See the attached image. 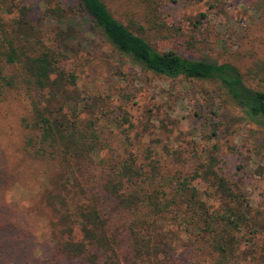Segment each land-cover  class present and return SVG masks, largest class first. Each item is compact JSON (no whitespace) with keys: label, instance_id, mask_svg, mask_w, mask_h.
I'll return each instance as SVG.
<instances>
[{"label":"rangeland","instance_id":"rangeland-1","mask_svg":"<svg viewBox=\"0 0 264 264\" xmlns=\"http://www.w3.org/2000/svg\"><path fill=\"white\" fill-rule=\"evenodd\" d=\"M102 2L114 18L158 51L229 62L247 86L264 91V2ZM21 6L29 9L27 16L43 40L67 57L59 68L74 81L64 84L60 113L71 125L95 134L91 161L80 162L77 169L82 184L97 197L100 215L125 264L151 263L129 257L131 214L102 189L106 179H113V166L122 161L138 169L141 177L154 175L159 193L164 187L159 177L186 180L207 211L222 208L214 175L225 179L240 196L237 205L243 217L234 234L240 244L228 263L264 264V119L249 118L216 81L154 73L118 52L78 0H0V19L17 17ZM54 7L60 16L49 12ZM26 109L25 99L17 94L0 99V209L28 235L24 246L2 238L0 264H11V259L12 264H90L59 254L50 241L54 234L49 224L56 216L41 194L46 188L54 193L58 185L51 162L21 155L20 118ZM183 208L177 203L162 221H155V231L174 247L172 264H213V240L206 231L195 234L192 226L188 235ZM195 220L199 228L205 226ZM218 235L224 234L219 231L214 237ZM94 264L104 263L98 257Z\"/></svg>","mask_w":264,"mask_h":264},{"label":"trees","instance_id":"trees-1","mask_svg":"<svg viewBox=\"0 0 264 264\" xmlns=\"http://www.w3.org/2000/svg\"><path fill=\"white\" fill-rule=\"evenodd\" d=\"M78 1L118 52L154 73L216 81L249 118L264 119V91L247 86L231 63L180 56L171 50L158 51L139 33L114 18L102 0ZM256 2L263 4L264 0ZM59 10L54 7L49 12L60 16ZM17 11V17L8 22L0 19V99L11 93L25 99L27 109L20 118L21 155L52 163L53 180L58 188L54 193H47L46 188L41 194L56 216V222L49 224L54 234L50 241L68 259L80 257L94 264L100 257L104 264H125L117 241L108 233L100 215L97 197L82 184L77 169L80 162L91 161L88 154L96 149L95 134L84 126L71 125L60 113L64 84L74 81L73 75L64 77L59 68L61 59L67 57L43 40L40 30L27 16L29 9L21 6ZM113 167V179H106L102 189L131 214L129 257L144 258L151 264H172L170 254L174 247L155 231V221H162L172 206L179 203L184 206L183 223L188 235L190 226L196 229L195 234L201 230L208 232L213 240L211 249L216 254L213 264H229L231 252L240 244L234 234L240 230L243 217L237 205L240 196L230 190L225 179L214 175L215 188L224 200L222 208L207 211L196 188L186 180L159 177L164 185L163 193H159L154 175L141 177V172L127 161ZM5 212L0 209V253L4 240L20 241L24 246L28 239L27 233L16 229L15 221L8 219ZM195 217L205 226L199 228ZM219 231L224 235L214 237ZM9 261L12 264V259Z\"/></svg>","mask_w":264,"mask_h":264}]
</instances>
